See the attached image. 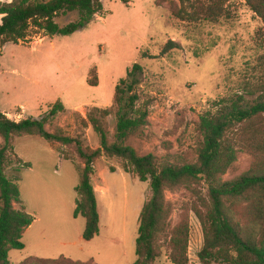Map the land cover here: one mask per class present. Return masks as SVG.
<instances>
[{
    "label": "rangeland",
    "instance_id": "374dc122",
    "mask_svg": "<svg viewBox=\"0 0 264 264\" xmlns=\"http://www.w3.org/2000/svg\"><path fill=\"white\" fill-rule=\"evenodd\" d=\"M12 1L0 0L3 4ZM196 1L130 0L125 5L120 0H104L103 12L70 36L53 37L32 29L25 41L8 44L2 50L0 112L14 121L41 120L61 102L64 111L48 121V131L63 132L81 139L86 147L98 149L100 137L90 125L85 127L83 119L95 108H112L113 113L103 119V124L110 141H115L116 87L134 64H140L144 72L137 88L141 97L138 103L148 105V126L143 137H134L127 144L139 155L153 154L160 162H196L202 141L198 130L202 115L215 112L218 107L214 104L223 99L239 95L253 104L264 95L262 20L243 0H229L224 17L217 22L182 21L177 17L179 12L191 14ZM78 17L71 13L58 17L56 22L63 27ZM1 20L2 16L0 24ZM170 41L177 47L161 56ZM143 54L148 57L144 59ZM13 146L15 154L32 166L18 173L14 168L8 171L10 177L19 179L23 205L35 215L59 212V228L42 237L37 225L24 236L25 248L10 252L11 264H22L31 258L53 261L61 257L82 264L136 261L141 213L138 207L151 195L149 182H140L133 173H123L120 159L105 158L108 164L100 159L98 175L112 188L106 203L110 207L104 214L103 238L80 251L63 242L71 234L65 220L73 203V187L80 183L81 160L69 147L39 137L15 138ZM252 164L250 154L240 153L223 179L230 181L249 172ZM199 189L206 196L203 183ZM165 196L173 206L170 221L174 227L188 216L194 197L184 188L167 191ZM79 222L85 226V220ZM189 223L190 264H200L198 254L204 235L192 211ZM107 238L119 239L122 244H112ZM155 264H172L166 247Z\"/></svg>",
    "mask_w": 264,
    "mask_h": 264
},
{
    "label": "trees",
    "instance_id": "16d2710c",
    "mask_svg": "<svg viewBox=\"0 0 264 264\" xmlns=\"http://www.w3.org/2000/svg\"><path fill=\"white\" fill-rule=\"evenodd\" d=\"M104 0H13L0 2V56L8 44L25 41L32 29L49 36H70L92 23L103 12ZM128 5L130 0H120ZM229 0H197L191 14L177 13L182 21L196 22L207 19L217 22L224 17ZM262 20L264 29V0H243ZM77 13L78 19L61 27L56 19ZM177 44L170 41L161 56L167 55ZM142 57L147 58V54ZM143 67L134 64L116 87L115 141L111 142L103 119L113 113L112 108H95L86 119L100 137V147H86L82 140L51 133L49 120L64 111L57 102L46 118L10 119L0 112V264H11L10 252L25 248L23 238L34 217L21 206V189L18 177L8 171L31 168L14 152L13 140L22 136L39 137L48 143L69 147L81 160L80 183L74 218L85 220L83 237L94 240L100 234V215L92 177L94 166L102 158L120 159L125 173L135 174L140 182L150 183L151 195L139 217L136 240V261L133 264H155L166 247L172 264H190L189 213L200 220L204 244L198 254L200 264H264V95L248 104L243 96L216 102L215 112L200 117L198 130L202 141L197 150L196 162L159 161L153 154L141 156L127 143L143 137L148 126V105L139 104L137 88L141 84ZM99 116V117H98ZM250 154L253 164L249 172L225 181L223 177L234 166L238 155ZM113 171V170H112ZM207 187L206 196L199 189ZM187 189L194 197L188 207V216L172 227V204L166 199L167 191ZM19 206V208L17 207ZM186 213V212H185ZM82 264L61 257L46 261L31 258L22 264ZM86 264H95L89 262Z\"/></svg>",
    "mask_w": 264,
    "mask_h": 264
},
{
    "label": "crops",
    "instance_id": "0c3cea01",
    "mask_svg": "<svg viewBox=\"0 0 264 264\" xmlns=\"http://www.w3.org/2000/svg\"><path fill=\"white\" fill-rule=\"evenodd\" d=\"M102 161H105V163L108 164V161L106 162L105 157L102 158ZM97 163L94 166L95 174L92 177V183H93V186L95 189V195H96V199H97V203H98V210H99V215H100V234L94 240L86 241L83 237L85 226L82 227L80 224L81 222H79V220L83 219V218H77V219L74 218V211L77 207V199H78V193L76 191V188L79 185V183H77L73 187V191H74L73 203H72L71 207L69 208V210L66 214L65 224L67 225V229L69 230L68 232H70L72 235L70 234L67 241L63 242V245L78 248V249H80V251H84L86 245H92L93 243H95L96 239H102L103 238L102 233H103L104 214L106 213V210H109V207H110V205H108L106 203H107V200L109 197L108 194L112 192V188L109 186L107 180L102 179L98 175V170L96 167ZM118 170L123 171L121 168H117L116 171H118ZM55 173H58V172L55 171ZM123 173H125V172L123 171ZM95 180L97 182H95ZM21 201H22V199H21ZM21 206L26 210L25 206L23 205V201L21 203ZM143 206H144V204H141L138 207V210L142 211ZM29 214H31V213H29ZM31 215L34 217V223L32 224V226L29 229H27L24 236L30 234L35 229V227L37 225H38L37 230L40 231V235L42 237H44V234H46L47 232H50L52 230H56L59 228V212H51V213L46 212L45 214H40V215L31 214ZM107 239H108V241L110 240L112 244L116 243V242H117V244H122L119 239H112V238L111 239L107 238Z\"/></svg>",
    "mask_w": 264,
    "mask_h": 264
}]
</instances>
